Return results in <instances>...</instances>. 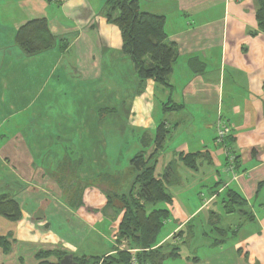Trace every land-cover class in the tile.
Instances as JSON below:
<instances>
[{"label": "crops", "instance_id": "obj_1", "mask_svg": "<svg viewBox=\"0 0 264 264\" xmlns=\"http://www.w3.org/2000/svg\"><path fill=\"white\" fill-rule=\"evenodd\" d=\"M106 1L0 0V197L20 211L14 222L0 216V236L11 242L0 264H36L38 252L55 250L102 264L130 247L116 240L123 212L107 194L128 191L130 160L154 151L160 124L167 135L154 177L175 161L178 180L165 184L170 202L157 205L168 218L156 248L178 255L172 259L183 245L204 252L186 264H264V35L256 0H137L141 12L165 18L177 47L168 86L146 80L142 88L118 27L106 20ZM32 19H45L56 43L26 57L14 38ZM125 87L135 89L132 97ZM168 102L181 109L163 112ZM219 120L231 129L226 146L215 141ZM126 139L138 151L121 169L122 152H107V142L128 152ZM187 155H197L194 169L179 159ZM227 190L245 204L231 214Z\"/></svg>", "mask_w": 264, "mask_h": 264}, {"label": "trees", "instance_id": "obj_2", "mask_svg": "<svg viewBox=\"0 0 264 264\" xmlns=\"http://www.w3.org/2000/svg\"><path fill=\"white\" fill-rule=\"evenodd\" d=\"M256 5L257 29L264 35V0H256ZM103 9L106 20L120 31L121 53L132 63L138 85L142 88L146 80H153L158 85L168 86L166 78L172 71L177 47L175 43L168 41L165 18L141 12L137 0H107ZM14 42L26 57H31L53 48L56 38L45 19H32L17 29ZM66 45L63 40L61 48L64 49ZM180 109V106L170 102L162 107L163 112ZM166 135L164 125L160 124L155 133L154 151L147 158L139 153L130 160L136 174L128 191L124 194H107L109 200L118 196L123 212L116 240L119 243L127 241L130 247L103 258L102 264H131L133 259L136 264H159L166 258L178 256L174 252L161 254V249L156 248L157 236L168 218V212L157 205L170 202L165 184L173 185L178 180L175 161L167 165L161 180L154 177V158L162 148ZM230 138L231 136L227 138L226 145ZM195 158L197 155L180 156L179 159L184 165L194 169ZM225 195L223 203L227 214L233 212L235 205H245L244 200L232 190H227ZM0 216L12 222L17 221L20 218L18 205L5 196L0 197ZM0 249L5 254L11 251L8 237L0 236ZM64 256L66 255L55 250L40 251L34 258L36 264H60ZM91 260L94 262L92 264L99 262L98 258H73L76 264H88Z\"/></svg>", "mask_w": 264, "mask_h": 264}, {"label": "rangeland", "instance_id": "obj_3", "mask_svg": "<svg viewBox=\"0 0 264 264\" xmlns=\"http://www.w3.org/2000/svg\"><path fill=\"white\" fill-rule=\"evenodd\" d=\"M126 89L129 92L128 94L132 97V94H130L131 93L130 91H135V89H133V87H131L130 89L129 88H126ZM107 146H108L107 152H122L121 153V159H120V162H122V163L119 165V168H121V169H123L125 166L128 165L126 163L127 158L133 157L137 153V152H135V150L138 151L137 148H135V150H134V148H132V142L129 139H126L124 144H123V148H127L128 152L120 151V148L113 146L111 141L107 142ZM230 220H233L235 222L236 220H238V217L237 216L233 217V219H230ZM166 229H167L166 227H163L160 230V232L157 236V240H160L164 237ZM213 234H215V233L213 232ZM179 252H180V256L178 258H174V259L167 258L161 264H186L187 258L192 259L193 257H199L201 255H205V254H203L204 252H201V251H196L193 253L192 251H190V247L188 245L180 246ZM96 255L101 256L103 254H96Z\"/></svg>", "mask_w": 264, "mask_h": 264}, {"label": "built area", "instance_id": "obj_4", "mask_svg": "<svg viewBox=\"0 0 264 264\" xmlns=\"http://www.w3.org/2000/svg\"><path fill=\"white\" fill-rule=\"evenodd\" d=\"M230 136H231L230 127L224 121L219 120L216 137H215L216 143L222 146H226V140ZM227 161H228L227 162L228 170L234 171V165H235L234 156L227 155ZM131 264H136V261L133 259L131 261Z\"/></svg>", "mask_w": 264, "mask_h": 264}, {"label": "water", "instance_id": "obj_5", "mask_svg": "<svg viewBox=\"0 0 264 264\" xmlns=\"http://www.w3.org/2000/svg\"><path fill=\"white\" fill-rule=\"evenodd\" d=\"M60 264H76V263L73 261L72 256L66 255L61 259Z\"/></svg>", "mask_w": 264, "mask_h": 264}]
</instances>
